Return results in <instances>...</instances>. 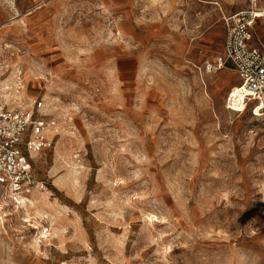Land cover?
<instances>
[{
    "label": "rangeland",
    "instance_id": "obj_1",
    "mask_svg": "<svg viewBox=\"0 0 264 264\" xmlns=\"http://www.w3.org/2000/svg\"><path fill=\"white\" fill-rule=\"evenodd\" d=\"M249 8L264 48V0H0V107L55 123L0 264H264V113L205 70Z\"/></svg>",
    "mask_w": 264,
    "mask_h": 264
},
{
    "label": "built area",
    "instance_id": "obj_2",
    "mask_svg": "<svg viewBox=\"0 0 264 264\" xmlns=\"http://www.w3.org/2000/svg\"><path fill=\"white\" fill-rule=\"evenodd\" d=\"M257 18L255 8L225 16L223 52L208 61L205 70L216 73L226 66L232 67L240 84L229 94L227 106L232 108L231 100L246 108L256 104L264 113V48L254 45L253 34ZM54 124L42 101L24 110L0 107V191L16 205L44 189V183L34 173L32 159L34 154L52 146L50 128Z\"/></svg>",
    "mask_w": 264,
    "mask_h": 264
},
{
    "label": "bare ground",
    "instance_id": "obj_3",
    "mask_svg": "<svg viewBox=\"0 0 264 264\" xmlns=\"http://www.w3.org/2000/svg\"><path fill=\"white\" fill-rule=\"evenodd\" d=\"M255 6V5H254ZM256 10H257V8H256ZM257 13H258V18L260 17V13L258 12V10H257ZM21 83H17V85L19 86ZM237 88V87H236ZM236 88H234L233 90H235ZM8 98H10V97H8ZM8 101H9V104H10V106L11 107H16V106H18V105H20L21 104V102L20 101H18V95H15V98L14 99H8ZM232 101V100H231ZM232 103L233 104H239L240 102H237V103H234L233 101H232ZM241 104V103H240ZM35 155H38V154H34V156ZM38 192H41V191H38ZM29 201H31V200H29ZM32 203V202H31ZM0 208H1V205H0Z\"/></svg>",
    "mask_w": 264,
    "mask_h": 264
}]
</instances>
